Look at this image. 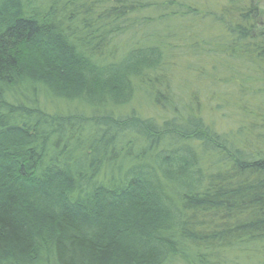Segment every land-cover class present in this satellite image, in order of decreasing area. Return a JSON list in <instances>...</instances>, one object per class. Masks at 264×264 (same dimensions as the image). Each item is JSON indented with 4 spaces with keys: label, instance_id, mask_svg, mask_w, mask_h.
<instances>
[{
    "label": "trees",
    "instance_id": "obj_1",
    "mask_svg": "<svg viewBox=\"0 0 264 264\" xmlns=\"http://www.w3.org/2000/svg\"><path fill=\"white\" fill-rule=\"evenodd\" d=\"M0 264H264V0H0Z\"/></svg>",
    "mask_w": 264,
    "mask_h": 264
}]
</instances>
